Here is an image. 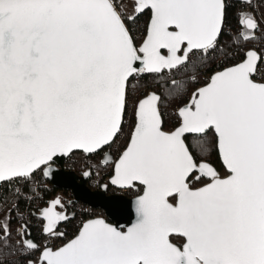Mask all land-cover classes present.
Instances as JSON below:
<instances>
[{
    "label": "snow or ice",
    "instance_id": "obj_1",
    "mask_svg": "<svg viewBox=\"0 0 264 264\" xmlns=\"http://www.w3.org/2000/svg\"><path fill=\"white\" fill-rule=\"evenodd\" d=\"M132 2L129 15L118 0H0V189L12 196L0 193V257L18 253L26 264H264V54L241 47L260 29L243 10L253 0H240L236 35L228 33L231 0ZM143 15L137 43L130 25ZM226 34L238 47L233 55L221 45ZM241 52L178 108L174 130L163 129L156 92L135 100L129 113L131 80L195 69L193 57L203 65L219 54L226 63ZM171 84L181 89L177 80ZM129 119L127 145L113 159L108 150ZM208 132L225 175L186 144V134ZM75 152L110 168L111 185L143 189L135 222L124 230L89 219L67 239L60 227L72 217L58 197L38 209L37 240L35 214L20 204L32 198L20 186L35 192L34 175H50L57 158ZM57 239L66 242H48Z\"/></svg>",
    "mask_w": 264,
    "mask_h": 264
},
{
    "label": "trees",
    "instance_id": "obj_2",
    "mask_svg": "<svg viewBox=\"0 0 264 264\" xmlns=\"http://www.w3.org/2000/svg\"><path fill=\"white\" fill-rule=\"evenodd\" d=\"M232 6L229 8V26H228V33L232 35H236L239 26L236 24V13L242 10L241 2L237 0H231ZM118 3L121 4V0H118ZM258 10H256L254 5H252L250 10H245L251 12L255 19L260 23V29L255 33L256 39L250 40L246 43H243L241 47L244 51L251 50V48L256 43L264 42V23L260 19L259 15L264 19V0H258ZM119 10V8H118ZM244 10V9H243ZM126 12V11H125ZM148 21V16L143 15L139 16L134 24L130 25L133 28V35L137 37V43H139L143 37L145 32L146 24ZM221 43L224 45H230V47L226 48V51L229 55H233L236 51H238V47L232 43L231 37L226 34ZM243 52L240 55H236L235 59H228L225 63V58L220 56L219 54H215L214 56H210L205 64L201 65L199 59L193 57V62L197 65L195 69L189 67L187 71L181 68L179 71L173 70L171 74L167 72L161 75H142L139 77V80H131L130 81V89H134L129 102L133 103L135 100L143 98L147 93L151 91H156L161 95V112L164 121V130L171 131L174 130L176 126H178V116L176 112L179 107L184 106L191 98L192 93L199 88L200 86H204L207 81L203 80V75L206 72L215 71L219 65L230 66L231 64L238 62L242 58ZM195 77V81H193L192 77ZM171 79H175L181 83V89L176 90L173 89L171 84ZM182 78V79H181ZM148 88V89H147ZM144 91V92H142ZM171 91V94H170ZM141 94L139 95V93ZM187 95V97H185ZM131 108H129V113H131ZM132 125L129 127L125 126V134L123 137L124 142L128 141V136L130 134ZM187 144L189 146L190 151L192 152L193 156L197 160H207L213 164L217 168V170L221 173V175H225V169L223 164L221 163L218 155V151L216 148V140L215 134L212 132H208L206 134L200 136H189L186 137ZM203 142L206 148V151H201L199 146L200 142ZM123 147H126L123 146ZM78 158L82 157V153H74ZM99 171L104 172L107 171L109 168L97 167ZM37 174V173H36ZM34 175V182L37 180V175ZM42 174V173H41ZM41 180L43 182L47 181L44 174L41 175ZM51 183V190L46 191L45 195L47 196L46 199L42 201V204L47 206V202L54 200L56 198H60L62 202V194L61 189L56 187L52 182ZM202 186V185H196ZM23 191L26 192L27 195L23 197H31L33 192L28 191L23 187ZM69 193L68 191H66ZM0 193H4L11 196V192L7 191V188L0 189ZM21 207L25 208L27 202L24 199L20 201ZM78 205H82L81 203H77ZM15 215V213L13 214ZM78 215L74 218L69 220L67 223L61 225L60 230L64 231L66 236L73 238L76 232V224L75 220Z\"/></svg>",
    "mask_w": 264,
    "mask_h": 264
},
{
    "label": "built area",
    "instance_id": "obj_3",
    "mask_svg": "<svg viewBox=\"0 0 264 264\" xmlns=\"http://www.w3.org/2000/svg\"><path fill=\"white\" fill-rule=\"evenodd\" d=\"M232 3V1H231ZM258 0H253L252 5H254L255 9L258 10ZM252 7V6H251ZM250 8L244 9V10H250ZM260 19L263 21V18L261 15H259ZM264 22V21H263ZM223 46V44L221 43ZM251 49L257 51L258 53L264 54V42L261 43H256ZM222 66L224 65H219L218 68L215 71H210L206 72L203 75V80L208 81L209 77L214 74V72L221 70ZM259 79V76L257 77ZM203 87V86H200ZM129 105L131 108L132 103L129 102ZM132 110V108H131ZM129 125H132L131 119H129L127 123V127ZM127 145L126 142H124L123 137H120V139L116 142V144L109 149L111 155L113 158H117L119 155V152L123 150V146ZM95 159H90L86 157L84 154H82V157L78 159V157L75 154H71L69 157L66 158L63 164L64 170L68 172H74L79 176L84 175L85 172H91L87 179V185L88 187L93 190V191H100L102 190L105 185H107V194L108 195H121L129 198H134L137 197V195L142 194L143 189L139 192L133 191V190H121L119 188L113 187L109 184V179H110V172L111 169L109 168L107 171L101 172L98 170V168L95 166ZM99 173V174H97ZM37 181L34 182V187H35V192H33V195L31 196L32 202L27 203L25 208L21 207L24 209V211L27 213L28 211H31L35 215L30 217L31 219V226H32V232L33 235L36 237L37 240H42V236L40 235L39 227L42 222L39 220V211L38 209L45 207V205L42 204V201L46 199L45 195V190H51V183L49 182H43L41 180V173L37 172ZM48 181V180H47ZM21 187V192L23 193V196L27 195L26 192L23 191V186ZM4 188H7L5 186ZM68 190H62L61 189V194L63 196L62 203L65 206V209L67 213L70 214H75L78 215L75 224H76V232H78L79 227L83 222H86L89 219H96V218H103L105 217V213L101 209H95L87 205H76L73 203V194L68 191ZM12 198V197H10ZM18 226V225H17ZM67 239H71V237H67ZM15 242V237L13 238V243ZM50 244H63L66 242L65 239H57L55 241L49 240L48 241ZM5 253H10L11 250L8 248H5L3 250ZM0 259L3 260L4 264H26V257L21 255V254H6L3 257H0Z\"/></svg>",
    "mask_w": 264,
    "mask_h": 264
},
{
    "label": "water",
    "instance_id": "obj_4",
    "mask_svg": "<svg viewBox=\"0 0 264 264\" xmlns=\"http://www.w3.org/2000/svg\"><path fill=\"white\" fill-rule=\"evenodd\" d=\"M193 135L200 136L203 134H186V137ZM70 155L71 154L65 157L57 158L56 163L53 165V171L51 174L44 175L46 179L52 182L59 189L70 191L74 196V203H82L92 208L103 210L105 213V218L102 219H104L106 222L113 224L114 226L122 227L124 230H126L127 227H130L131 224L135 222L136 218L135 212L133 210L136 197L128 198L121 195H108L107 188L105 187L100 191L91 190L87 185L88 176H85V174L83 176H78L74 172H68L64 170V161ZM109 184L111 185L110 179ZM113 187L118 188L117 186ZM70 217L74 218V215L72 214Z\"/></svg>",
    "mask_w": 264,
    "mask_h": 264
},
{
    "label": "rangeland",
    "instance_id": "obj_5",
    "mask_svg": "<svg viewBox=\"0 0 264 264\" xmlns=\"http://www.w3.org/2000/svg\"><path fill=\"white\" fill-rule=\"evenodd\" d=\"M121 5H123L124 6V11H126L129 15H131L132 14V9H133V2H132V0H121ZM263 21H264V19H263ZM262 21V22H263ZM264 23V22H263ZM182 79V78H181ZM136 80H139V78L138 79H136ZM172 79L170 78V81H171ZM148 89V88H147ZM142 92H144V91H142ZM141 94V92L139 93V95ZM185 97H187V95H185ZM204 145V144H203ZM205 146V145H204ZM78 159H80V158H78ZM95 164H97V160L95 159ZM61 198H63V196L61 197Z\"/></svg>",
    "mask_w": 264,
    "mask_h": 264
}]
</instances>
